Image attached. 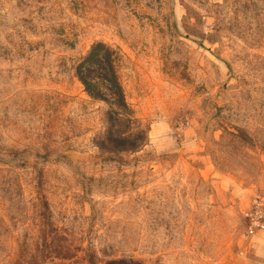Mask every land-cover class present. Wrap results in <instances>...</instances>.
<instances>
[{
    "label": "rangeland",
    "instance_id": "rangeland-1",
    "mask_svg": "<svg viewBox=\"0 0 264 264\" xmlns=\"http://www.w3.org/2000/svg\"><path fill=\"white\" fill-rule=\"evenodd\" d=\"M263 228L264 0H0V264H259Z\"/></svg>",
    "mask_w": 264,
    "mask_h": 264
},
{
    "label": "crops",
    "instance_id": "crops-1",
    "mask_svg": "<svg viewBox=\"0 0 264 264\" xmlns=\"http://www.w3.org/2000/svg\"><path fill=\"white\" fill-rule=\"evenodd\" d=\"M254 258L264 264V228L256 230L252 239Z\"/></svg>",
    "mask_w": 264,
    "mask_h": 264
},
{
    "label": "trees",
    "instance_id": "trees-1",
    "mask_svg": "<svg viewBox=\"0 0 264 264\" xmlns=\"http://www.w3.org/2000/svg\"><path fill=\"white\" fill-rule=\"evenodd\" d=\"M84 65H80V70L81 68H83ZM80 74V73H79ZM80 79H81V82L84 84L85 88H89L90 86L93 85V83H90L88 82L87 80H85L82 76H80ZM109 83L107 84L108 87H109V90L111 92V100L113 101V104L116 103V101H120L121 99V96L119 94V86L117 84V82L115 81H108ZM116 105V104H115ZM116 118L113 117V122ZM124 262L121 261V260H113V261H110L108 264H123Z\"/></svg>",
    "mask_w": 264,
    "mask_h": 264
},
{
    "label": "built area",
    "instance_id": "built-area-1",
    "mask_svg": "<svg viewBox=\"0 0 264 264\" xmlns=\"http://www.w3.org/2000/svg\"><path fill=\"white\" fill-rule=\"evenodd\" d=\"M256 227H263V224L260 221H255Z\"/></svg>",
    "mask_w": 264,
    "mask_h": 264
}]
</instances>
